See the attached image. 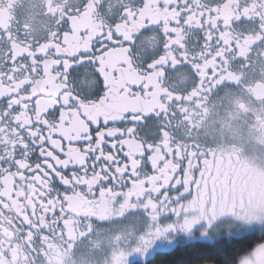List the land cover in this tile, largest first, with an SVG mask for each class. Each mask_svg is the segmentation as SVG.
Instances as JSON below:
<instances>
[{
    "label": "snow or ice",
    "instance_id": "snow-or-ice-1",
    "mask_svg": "<svg viewBox=\"0 0 264 264\" xmlns=\"http://www.w3.org/2000/svg\"><path fill=\"white\" fill-rule=\"evenodd\" d=\"M180 240L264 264V0H0V264Z\"/></svg>",
    "mask_w": 264,
    "mask_h": 264
},
{
    "label": "trees",
    "instance_id": "trees-1",
    "mask_svg": "<svg viewBox=\"0 0 264 264\" xmlns=\"http://www.w3.org/2000/svg\"><path fill=\"white\" fill-rule=\"evenodd\" d=\"M258 237L259 233L256 234V238ZM203 247L202 241L178 244L172 251L157 254L152 264H196L195 258Z\"/></svg>",
    "mask_w": 264,
    "mask_h": 264
},
{
    "label": "rangeland",
    "instance_id": "rangeland-1",
    "mask_svg": "<svg viewBox=\"0 0 264 264\" xmlns=\"http://www.w3.org/2000/svg\"><path fill=\"white\" fill-rule=\"evenodd\" d=\"M189 241H184V240H180L179 242H178V244H183V243H188ZM190 242H193V241H190ZM177 244V245H178Z\"/></svg>",
    "mask_w": 264,
    "mask_h": 264
}]
</instances>
